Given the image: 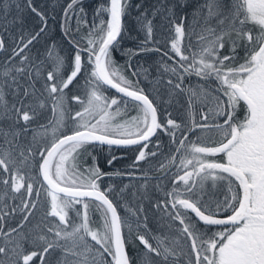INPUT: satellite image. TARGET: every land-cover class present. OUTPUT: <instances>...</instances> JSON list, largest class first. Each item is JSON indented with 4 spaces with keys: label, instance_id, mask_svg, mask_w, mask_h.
I'll list each match as a JSON object with an SVG mask.
<instances>
[{
    "label": "snow or ice",
    "instance_id": "snow-or-ice-1",
    "mask_svg": "<svg viewBox=\"0 0 264 264\" xmlns=\"http://www.w3.org/2000/svg\"><path fill=\"white\" fill-rule=\"evenodd\" d=\"M80 2L70 0L64 9L61 27L67 29L65 35L78 31L81 23L88 24L82 7L78 12L83 15H77ZM10 4L11 0H5L3 9L7 11ZM28 7L39 18L38 25L27 35L21 31L8 60L0 65V118L12 120L14 128L21 120L27 125L39 114L24 99L36 94V82L46 71L44 60L25 54L48 27L47 18L32 7V0H28ZM128 7L129 0H109L106 6L101 5L82 38L86 46L69 41L74 50L71 60L56 50L54 42L46 49L51 70L43 76L41 87L52 99L54 119L47 126H40L43 132L33 129L36 151L29 145L27 151L21 148L18 156H14L0 146V169L11 172L10 179H0V184L20 194V203L10 206V212L0 209V221L21 216L16 227L7 232L0 224V264H34L38 252L29 248H42V264H48L44 254L51 255L49 250L62 253L56 264H131L126 244L133 232L145 248L143 264H156L153 256L159 258L160 264H264V0H231L227 13L221 11L220 0H208L205 5L208 13L202 22L194 16L200 24L195 46L191 41L195 28L189 25L191 30L186 29V17H177L175 5L167 7L163 20L169 35L160 68L169 76L166 82L169 100L164 103L170 106L174 97L186 96L188 107L179 122L170 112L161 111L157 97L150 99L151 92L146 94L139 87L140 77L147 78V69L133 65L132 60L147 51L161 52L160 47H149L160 42L154 39L153 20L146 12L137 17L144 39L136 49L123 53L128 57L127 69L136 77L135 81L123 74L112 56L124 31L123 18ZM136 7L139 9L141 5ZM160 11L161 8L155 9L153 18ZM69 13L77 18L75 30L70 27ZM104 15L107 19L101 18L97 24L96 19ZM213 19L215 26L211 25ZM249 24L258 27V31L254 33ZM226 46L229 51L225 55L222 50ZM4 47L0 37V50ZM238 49H243V58ZM164 57L178 59L169 65ZM17 59L18 64L11 63ZM241 59L243 62L237 63ZM81 75L84 96L70 98L81 110L70 116L69 126L66 119L71 109L66 107L64 93ZM193 75L209 87L199 83L185 87V79ZM20 77L27 80L22 95ZM13 86L14 94L21 98L19 106L13 104L9 109L4 90ZM109 89L122 98L106 95ZM124 98H131L138 105L140 115L116 123L121 104L129 103ZM197 106L199 120L195 118ZM38 107L43 109L45 105L41 102ZM242 107L245 115L240 120L237 112ZM27 131V127L16 128L11 133L0 129V135L12 144ZM38 135L44 138L42 145L36 141ZM160 135L168 137L171 152L170 157H165L166 162L160 163V169L174 170L169 172L171 190L155 207L163 211L161 219L169 221L175 236L152 235L142 204L135 209L126 205L122 217L118 202L128 186L119 193L111 186L101 190L98 181L111 174L101 170L95 157L84 171L71 163L76 160L77 150L85 146L138 145L141 147L133 162L135 166L163 155ZM214 135L220 139H213ZM190 136L195 139H189ZM154 137L156 151H146ZM116 159L112 156L107 163L111 165ZM34 171L42 179L34 176ZM144 179L146 183L142 187L146 188L150 179L146 172ZM217 193H222L223 198ZM3 198L0 196V202ZM88 201L95 203V210L101 213L103 232L90 227ZM38 209L44 215L28 227ZM177 221L179 227H172ZM89 237L99 247H94ZM106 256L111 260L105 259Z\"/></svg>",
    "mask_w": 264,
    "mask_h": 264
},
{
    "label": "trees",
    "instance_id": "trees-1",
    "mask_svg": "<svg viewBox=\"0 0 264 264\" xmlns=\"http://www.w3.org/2000/svg\"><path fill=\"white\" fill-rule=\"evenodd\" d=\"M109 0H81V2L77 5V15L81 16L82 13L78 12V9L82 7L87 14L88 24L85 25L83 23L80 24L78 31L69 32L68 35H65L67 29H62V24L64 23V9L67 7L70 0H32V7L37 8L39 11L43 12L45 17L47 18V31L46 33L40 37L37 42H34L33 45L27 50L25 54L34 58L35 60H44L46 71L43 72L41 79L36 82V89L38 90L34 96H29L24 99V103L26 105H31L32 108H35L36 112L39 113L36 115L30 123L27 125L23 120L20 121L18 125L13 126V121L7 118H0V129H3L4 132L11 133L16 128H24L27 127L28 131L26 134H21L14 143L9 144L5 141V137L0 135V146H3V150L11 151L14 156H18L21 148H24L27 151V146L32 145L33 151H36V146L33 144V129H36L40 132H43L44 129H41V125L47 126L50 120L54 119L53 113V102L52 99L48 96L46 92H44L41 87L43 83V76L46 75L47 71H50L51 68L48 66L49 62L46 59L47 53L46 49L49 48L50 45L55 43L56 50L60 52L61 55L67 57L71 60V57L74 55V50L72 44L69 42L70 40L78 41L81 47H85V41L82 39L87 35L89 31V27L92 23L94 13L101 5H107ZM5 3V0H0V37L4 40V49L0 50V65H3L5 61L8 60V57L11 54L12 48L16 46V43L19 41V37L21 35V31L23 34L27 35V33L36 29L38 25V17L35 13L31 11V8L28 7V0H11L10 7L7 11H5L2 5ZM208 3V0H129V7L127 9V14L123 18L124 22V31L121 37H118L120 40L119 45L116 49L112 51V56L115 59L117 65L122 68L123 74L132 79L136 80V77L132 76L130 70L127 69V61L128 57L124 55V50L127 49H136L140 43L144 39V32L139 30V25L137 23V17L141 15V13L147 14L149 19L153 20L154 26V39L160 42L159 45H149V47H160L161 52L156 51H147L141 53L136 56L132 63L133 65H142L144 69H147V78L145 79L143 76L140 77L139 87L145 90V93L151 92L150 99L152 97H157L160 101L161 111L170 112L173 118H177L179 122V118L185 117L187 110V102L185 95H179L173 98L171 105L164 103V101L169 100L168 90L166 82L169 79V76L163 73V69L160 68L162 51L166 47V37L169 35L167 31V23L163 20V16L166 14L165 10L167 7L175 5L174 11L177 17L185 16L186 17V29L191 30L189 25H192L195 28V33L191 37V41L193 45H196L198 36L197 34L200 32V24L196 22V18L198 17L201 22L203 20V16L207 15L208 8L205 5ZM231 4V0H220L221 11L227 13L228 6ZM136 5H141L139 9H137ZM157 8H161V11L153 18V11ZM69 16L72 17L70 20V27L72 29L77 28L76 17L72 16V13H69ZM107 19V16L98 17L96 19V23L99 24L100 19ZM211 25L215 26V19L211 21ZM249 28L253 29V32L258 31V27L253 26L251 24L248 25ZM187 42V41H185ZM228 46H226L222 50V54H228ZM239 55L241 58L244 56L243 49H238ZM171 55V53H170ZM86 59V57H83ZM167 60L169 65L174 64V59ZM243 62L241 59L237 63ZM12 64H18V59L11 62ZM159 68V71H158ZM70 71V68L68 69ZM21 87V95L23 92V86L27 85V80L25 77H20ZM160 81L157 84V81ZM205 84L204 81L200 80L196 76H191L184 81V86H194L196 84ZM214 83V82H213ZM84 84V77L81 75L76 82L69 89L65 90V104L67 108L71 109V113L69 117L66 119V123L71 124L70 116L74 115L76 111L81 110V106L75 101H71L70 98L73 95H81L84 96L85 89L81 86ZM205 87H209L208 84H205ZM80 89L77 91V89ZM15 93V86L11 88H5L4 90V101L7 102L9 109H11L13 104L19 106L20 96H17ZM106 95L109 97H116L118 99L122 98L121 95L117 94L115 91L109 89L106 92ZM129 100L128 104H132V107L129 108L123 104L120 106V113L116 117V123H123L125 121L131 120L133 117L139 115L140 110L136 103L131 102V99L124 98ZM178 101V103H177ZM43 102L45 107L43 109L39 108L38 105ZM156 102V101H154ZM135 104V105H134ZM134 105V106H133ZM115 107V106H114ZM32 108H29L30 115H32ZM196 116L195 118L199 120L200 112L199 108L195 109ZM204 111H207V107H205ZM137 112V115L135 114ZM245 115V109L242 107L237 112L238 119L242 120ZM163 119V116H161ZM49 137L51 136V128H47ZM159 140L160 151L163 155H158L155 159H149L147 162L141 161L137 165H133L135 161V157L138 154L140 147L138 145L129 146V147H115V146H107L96 144L94 146H85L82 149H78L76 155V160L71 161V163H75L77 168L80 171H84L85 168L90 167L93 164V157L96 158L95 163L101 168L104 173H109L111 175H105L102 177L98 183L100 184L101 190L108 189L111 186L112 189L116 193H119L121 189H124L127 185L128 187L125 189L123 196L119 199V207L118 212L123 217L125 215V206L131 207L135 209L139 205L142 204L144 208V214L148 217V227L152 230V235L156 236H175L176 233L171 231L169 228V221L161 217L164 216L162 210H157L155 204L158 201L165 199V193L170 191L172 188L171 177L169 176V172L174 169H160V163L166 162L165 157H170L171 152H169V141L166 135H160ZM11 136H9V140H11ZM156 137L152 139V143L149 145V148L146 151H156ZM189 139L194 140L195 136H190ZM213 139L219 140L220 137L218 135H214ZM36 141L39 144H43L44 138L42 136H37ZM112 156H116L117 159L109 165L107 161L111 159ZM37 160H39V156H37ZM178 163V161H177ZM143 170V171H142ZM119 171V174H115ZM147 173V176L150 178L147 181V187L144 188L142 185L146 183L144 179V174ZM11 172L4 173L2 169H0V179H10ZM34 176L38 177L37 171L33 172ZM159 185V188L157 187ZM24 190H22L23 192ZM7 193L4 196V193ZM135 193V196H133ZM219 197L222 199V193H217ZM0 196H3L2 202H0V209L3 212H10V206L13 204L20 203V194L13 193L10 189H5L2 184H0ZM16 197L13 199V197ZM113 199L112 196L109 197ZM89 207V218H90V227L93 230H99L103 232V220L101 218V213L96 211V205L92 201H88ZM114 203H117L114 200ZM8 205L9 207H4V205ZM43 210H37L36 217H34L28 224V227H31L32 224L38 222V218L43 216ZM72 216V213H69ZM194 216V214H192ZM21 219L20 215H15L14 218L12 216L6 217L4 221H0V224H3L4 231L7 232L9 228L16 227L17 223ZM52 220H58V218H51ZM172 227H179V222L177 221L175 225ZM71 229H69L70 231ZM203 230V229H202ZM137 233L133 232L131 238L126 244V250L128 256L130 258L131 264H143V259L146 256L145 248L143 244L136 238ZM89 242L94 245V247H99L95 245V242L91 241V238H88ZM154 243V241H152ZM2 243V241H0ZM68 246L71 247V243H68ZM29 251H37V257H34V264H42L40 259V253H42V248H29ZM51 255L44 254L45 260L48 261V264H56V261L61 258V251L49 250ZM97 259L99 256L97 254ZM156 261V264H160L159 258L153 256ZM105 259L111 260V257H105ZM69 260H72V257L69 256Z\"/></svg>",
    "mask_w": 264,
    "mask_h": 264
},
{
    "label": "water",
    "instance_id": "water-1",
    "mask_svg": "<svg viewBox=\"0 0 264 264\" xmlns=\"http://www.w3.org/2000/svg\"><path fill=\"white\" fill-rule=\"evenodd\" d=\"M111 90H113V91H115L114 89H111ZM116 92V91H115ZM117 93V92H116ZM118 94V93H117ZM119 95H121V94H119ZM129 99H131V98H129ZM108 146V145H107ZM112 146H115V147H126V146H123V145H112ZM131 146H135V145H131ZM127 147H129V146H127ZM41 179H42V177H40Z\"/></svg>",
    "mask_w": 264,
    "mask_h": 264
},
{
    "label": "flooded vegetation",
    "instance_id": "flooded-vegetation-1",
    "mask_svg": "<svg viewBox=\"0 0 264 264\" xmlns=\"http://www.w3.org/2000/svg\"><path fill=\"white\" fill-rule=\"evenodd\" d=\"M135 105V104H134ZM133 105V106H134ZM127 107H129V108H131L132 107V104H127ZM136 115H137V112L135 113ZM139 115H140V113H139ZM215 229H213V231H214Z\"/></svg>",
    "mask_w": 264,
    "mask_h": 264
}]
</instances>
